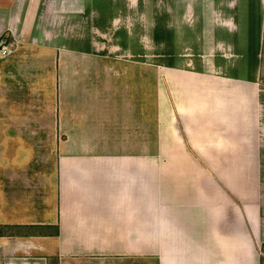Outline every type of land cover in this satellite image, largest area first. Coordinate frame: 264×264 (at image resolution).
Segmentation results:
<instances>
[{
	"label": "crops",
	"instance_id": "0c3cea01",
	"mask_svg": "<svg viewBox=\"0 0 264 264\" xmlns=\"http://www.w3.org/2000/svg\"><path fill=\"white\" fill-rule=\"evenodd\" d=\"M0 46V264H260L264 0H0Z\"/></svg>",
	"mask_w": 264,
	"mask_h": 264
},
{
	"label": "rangeland",
	"instance_id": "374dc122",
	"mask_svg": "<svg viewBox=\"0 0 264 264\" xmlns=\"http://www.w3.org/2000/svg\"><path fill=\"white\" fill-rule=\"evenodd\" d=\"M147 160H148V171H147V186H161L158 178L156 177L154 157L156 154L155 136H156V99H155V81L156 74L154 68L151 66L154 60L153 47L147 48ZM156 125V126H155ZM166 181L164 182V184ZM147 264H154L153 255L148 256ZM260 264H264V246L260 250Z\"/></svg>",
	"mask_w": 264,
	"mask_h": 264
},
{
	"label": "built area",
	"instance_id": "2783aa9c",
	"mask_svg": "<svg viewBox=\"0 0 264 264\" xmlns=\"http://www.w3.org/2000/svg\"><path fill=\"white\" fill-rule=\"evenodd\" d=\"M11 52L8 46H0V58L7 56Z\"/></svg>",
	"mask_w": 264,
	"mask_h": 264
}]
</instances>
